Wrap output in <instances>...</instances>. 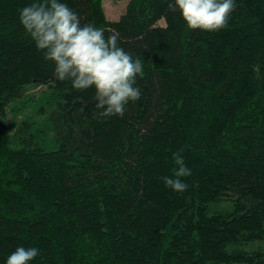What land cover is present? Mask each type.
I'll return each instance as SVG.
<instances>
[{"label":"trees","instance_id":"trees-1","mask_svg":"<svg viewBox=\"0 0 264 264\" xmlns=\"http://www.w3.org/2000/svg\"><path fill=\"white\" fill-rule=\"evenodd\" d=\"M128 1L110 20L102 0H62L144 64L141 98L101 120L94 87L57 80L21 24L33 0H0V264L19 246L39 249L29 264H264V0H236L219 32ZM32 84L52 89L55 149L8 119ZM182 147L176 192L162 178Z\"/></svg>","mask_w":264,"mask_h":264},{"label":"clouds","instance_id":"clouds-1","mask_svg":"<svg viewBox=\"0 0 264 264\" xmlns=\"http://www.w3.org/2000/svg\"><path fill=\"white\" fill-rule=\"evenodd\" d=\"M167 8L173 13L178 10L189 29L219 32L228 28L237 4L236 0H168ZM19 13L37 49L54 62L57 80L70 81L79 91L94 87L97 118H123L128 103L141 98L136 85L138 77H144L143 61L118 46V33L106 37L105 30L93 23L81 25L79 14L62 0H33ZM183 151L184 147L172 154L173 175L162 178L165 186L176 192L187 191L189 185L181 178L192 174ZM39 254L36 247L19 246L6 264H29Z\"/></svg>","mask_w":264,"mask_h":264},{"label":"rangeland","instance_id":"rangeland-1","mask_svg":"<svg viewBox=\"0 0 264 264\" xmlns=\"http://www.w3.org/2000/svg\"><path fill=\"white\" fill-rule=\"evenodd\" d=\"M128 2V0H102L106 17L110 20H118L126 11ZM159 24L164 25L165 21L161 20ZM50 94H52V89L48 86L32 84L27 88L25 94L20 99H17L11 104L7 113L8 119L17 122L28 120L41 125L43 132L39 140L45 148L55 149L56 142L53 137L51 122L47 116L52 108L48 105L44 108L46 110L44 113L40 111L42 103L45 102V98ZM213 207L217 209L223 207L229 208L230 202L224 201L221 204L213 205ZM254 245L264 247V241L255 242Z\"/></svg>","mask_w":264,"mask_h":264}]
</instances>
